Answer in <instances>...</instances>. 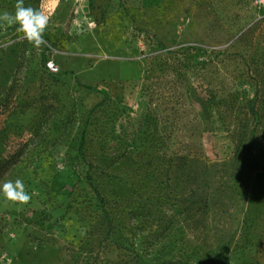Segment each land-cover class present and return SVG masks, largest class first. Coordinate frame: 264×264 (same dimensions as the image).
<instances>
[{
  "label": "rangeland",
  "instance_id": "rangeland-1",
  "mask_svg": "<svg viewBox=\"0 0 264 264\" xmlns=\"http://www.w3.org/2000/svg\"><path fill=\"white\" fill-rule=\"evenodd\" d=\"M24 3L51 20L0 29V185L31 196L0 192V264H264V0Z\"/></svg>",
  "mask_w": 264,
  "mask_h": 264
},
{
  "label": "clouds",
  "instance_id": "clouds-1",
  "mask_svg": "<svg viewBox=\"0 0 264 264\" xmlns=\"http://www.w3.org/2000/svg\"><path fill=\"white\" fill-rule=\"evenodd\" d=\"M14 9V12H0V29L15 26L16 32L20 34L19 42L27 40L37 49L46 46L48 41L45 39V33L49 30L51 18L33 7H26L24 0H17ZM0 192L6 200L14 204L24 205L31 200L23 180L19 178L15 181H5L0 185Z\"/></svg>",
  "mask_w": 264,
  "mask_h": 264
},
{
  "label": "trees",
  "instance_id": "trees-1",
  "mask_svg": "<svg viewBox=\"0 0 264 264\" xmlns=\"http://www.w3.org/2000/svg\"><path fill=\"white\" fill-rule=\"evenodd\" d=\"M161 45L164 48H167V46L164 42H161ZM169 50H171V49L169 48ZM256 100H257V94L254 95V100L252 101V111L253 112H256V103H255ZM161 264H187V263L181 259H175V260L170 259V260H164Z\"/></svg>",
  "mask_w": 264,
  "mask_h": 264
},
{
  "label": "built area",
  "instance_id": "built-area-1",
  "mask_svg": "<svg viewBox=\"0 0 264 264\" xmlns=\"http://www.w3.org/2000/svg\"><path fill=\"white\" fill-rule=\"evenodd\" d=\"M50 66H51L52 68H56V66H55V64H54L53 62H50Z\"/></svg>",
  "mask_w": 264,
  "mask_h": 264
}]
</instances>
